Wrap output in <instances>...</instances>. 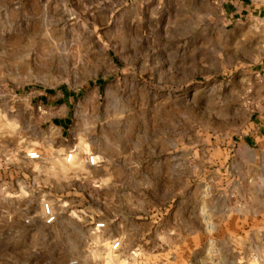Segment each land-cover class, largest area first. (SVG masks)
Here are the masks:
<instances>
[{
  "label": "rangeland",
  "instance_id": "1",
  "mask_svg": "<svg viewBox=\"0 0 264 264\" xmlns=\"http://www.w3.org/2000/svg\"><path fill=\"white\" fill-rule=\"evenodd\" d=\"M223 21L222 0H0V264H264L260 55Z\"/></svg>",
  "mask_w": 264,
  "mask_h": 264
},
{
  "label": "crops",
  "instance_id": "2",
  "mask_svg": "<svg viewBox=\"0 0 264 264\" xmlns=\"http://www.w3.org/2000/svg\"><path fill=\"white\" fill-rule=\"evenodd\" d=\"M222 16L225 26L228 22L234 28H239L236 39H252L256 44L259 58L253 64L257 79L261 82L260 92H264V0H222ZM264 114V108L262 110ZM253 133L244 140L243 148L252 149L264 140V129L260 125L252 126ZM2 138V137H1ZM1 140V139H0ZM2 152V150H1ZM2 154L0 165L2 166ZM56 215V214H55ZM57 221V216H56ZM56 223V222H55Z\"/></svg>",
  "mask_w": 264,
  "mask_h": 264
},
{
  "label": "built area",
  "instance_id": "3",
  "mask_svg": "<svg viewBox=\"0 0 264 264\" xmlns=\"http://www.w3.org/2000/svg\"><path fill=\"white\" fill-rule=\"evenodd\" d=\"M2 137V132L0 130V139ZM74 152H70L66 159H67V162H71L74 158ZM26 158L30 161H39L41 159V155L38 151H29L28 153H26ZM87 164L89 166H96L98 164V159L95 155H89L87 157ZM43 214H44V220H45V223L46 225H53L55 222H56V215L52 209V207L49 205V204H45L43 206ZM105 228V223H98L96 224L95 226V230L96 231H101V230H104ZM121 246V242L119 241H116L114 242V244L112 245V249L115 251V250H118Z\"/></svg>",
  "mask_w": 264,
  "mask_h": 264
},
{
  "label": "bare ground",
  "instance_id": "4",
  "mask_svg": "<svg viewBox=\"0 0 264 264\" xmlns=\"http://www.w3.org/2000/svg\"><path fill=\"white\" fill-rule=\"evenodd\" d=\"M2 132V131H1Z\"/></svg>",
  "mask_w": 264,
  "mask_h": 264
}]
</instances>
